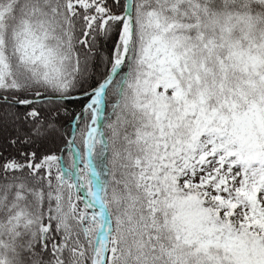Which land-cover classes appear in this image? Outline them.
<instances>
[{"label":"snow or ice","instance_id":"obj_1","mask_svg":"<svg viewBox=\"0 0 264 264\" xmlns=\"http://www.w3.org/2000/svg\"><path fill=\"white\" fill-rule=\"evenodd\" d=\"M0 264H264V0H0Z\"/></svg>","mask_w":264,"mask_h":264}]
</instances>
